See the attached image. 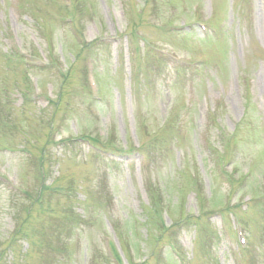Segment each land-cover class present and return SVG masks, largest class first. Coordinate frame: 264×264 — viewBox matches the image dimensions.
Wrapping results in <instances>:
<instances>
[{
    "label": "rangeland",
    "instance_id": "obj_1",
    "mask_svg": "<svg viewBox=\"0 0 264 264\" xmlns=\"http://www.w3.org/2000/svg\"><path fill=\"white\" fill-rule=\"evenodd\" d=\"M130 262L264 264V0H0V264Z\"/></svg>",
    "mask_w": 264,
    "mask_h": 264
},
{
    "label": "trees",
    "instance_id": "obj_2",
    "mask_svg": "<svg viewBox=\"0 0 264 264\" xmlns=\"http://www.w3.org/2000/svg\"><path fill=\"white\" fill-rule=\"evenodd\" d=\"M75 28V27H74ZM79 36L81 37V35L79 34ZM83 41V40H82ZM83 44L85 43V42H82ZM82 46V45H81ZM85 81V80H84ZM156 136L157 137H155L154 138V144H159V143H163V139H162V136H164L162 133H161V131L160 132H156ZM82 140H84V141H88L89 142V144L91 145V147H93V148H96L97 150H98V152H100L101 154H103V156H106L109 152H111V151H109L108 150V146L110 145L109 143H107L106 144V142H105V140H102V138H100V137H98V138H96V139H94V138H87V137H85V136H79ZM174 140V135H172L171 137H170V141H169V144H171V142ZM62 141H66L65 139L64 140H62ZM168 145V144H167ZM142 147V146H141ZM141 147H140V145H139V148L137 149V150H140L141 149ZM165 148H166V146L164 147V148H162L161 149V151L158 153V155H157V157H158V159L157 160H163L165 157H166V151H165ZM149 152L150 151H152V147L150 146V148H149V150H148ZM141 155H142V157H143V159H144V156L146 155L145 154V150H142L141 151ZM155 205V206H154ZM158 205H160V202L158 203V204H156V203H153V208L154 209H152L151 211L153 212V214L155 215V217L157 218V219H160L161 220V222H162V219H161V210L160 209H158L157 208V206ZM72 222L73 223H76V221L75 220H72ZM80 222V221H79ZM81 224V223H80ZM79 224V225H80ZM171 247H172V245H170ZM114 252H115V250H114ZM115 255H116V257H117V253L115 252ZM143 262H140V263H138V264H142ZM93 264V263H92ZM130 264H135L134 262H130Z\"/></svg>",
    "mask_w": 264,
    "mask_h": 264
}]
</instances>
